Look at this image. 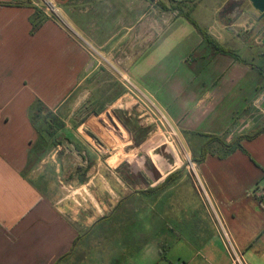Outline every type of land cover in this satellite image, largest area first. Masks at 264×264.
Instances as JSON below:
<instances>
[{"label":"crops","instance_id":"1","mask_svg":"<svg viewBox=\"0 0 264 264\" xmlns=\"http://www.w3.org/2000/svg\"><path fill=\"white\" fill-rule=\"evenodd\" d=\"M46 1L59 15L32 34V17L36 9L45 13ZM197 1H185L192 17L222 44L216 23L197 14L208 0ZM161 2L167 5L0 0V264H234V252L246 264H264V198L252 195L264 185V101L255 106L264 91V70L255 62L264 53L246 45L254 43L248 35L242 55L218 53L185 17L161 10ZM245 10L242 17L259 15L249 3ZM119 54L128 60L133 86L150 95L184 151L164 147L152 132L167 130L161 117L153 127L117 112L120 130L137 140L133 157L122 159L120 151L116 165L101 157L92 162L80 140L79 146L61 140L70 134L67 120L74 122L70 112L61 117V144L33 167L58 173L68 194L55 196L26 173L38 140L30 107L40 99L68 114L72 97L103 70L96 59ZM119 101L116 96L109 108ZM206 136L239 145L205 148ZM150 144L147 156L160 162H137Z\"/></svg>","mask_w":264,"mask_h":264},{"label":"rangeland","instance_id":"2","mask_svg":"<svg viewBox=\"0 0 264 264\" xmlns=\"http://www.w3.org/2000/svg\"><path fill=\"white\" fill-rule=\"evenodd\" d=\"M199 1L202 0H198L197 2ZM222 1L224 0L205 1L197 13L198 16L200 17L199 19L202 22L216 23L217 31L215 32V35L217 36L218 39L221 40L222 45L224 47L229 49H235L237 52L241 53L242 55V35L245 36L248 35L249 37L252 38L250 41L254 43L246 44V45L256 46L257 49L261 50L264 53V46L262 45V40H261L263 36L259 30V27H263V26L261 23H257L258 21L254 17L247 18L246 15L243 17L241 16L235 22V26H234L235 30H229L227 28V23L231 22V19L226 20L220 17V13L222 11L223 6H226L227 4L230 3H234L236 0H229L227 4L225 3V5L220 7L218 13H216L215 17H213L212 13L215 12V10L220 6ZM164 2H166L169 7L171 6L170 0H164ZM248 3L249 2L247 1L246 5H248ZM188 5H192V4L186 5V3H184L185 9H187ZM45 6H46V2L45 5H43V7L45 8ZM245 23H247V27L249 28V30L253 28L251 32L243 30L244 28L242 27V25H244ZM237 36H240L239 37L240 39H238ZM244 57L250 58V56H247L245 54ZM96 61H98L99 64L100 63L103 64V66H100L103 68V70H101V72H99L97 76L92 77V80L88 82L87 86L83 89L82 94L76 93V95L72 97L70 101L71 109L69 110L68 114H66L67 112L66 113L57 112V114L60 117L62 118L65 117V120H67L66 117L71 113H73L72 117L74 118V122L67 120L70 127L69 136L66 134L64 135L65 133L64 130H61V132H59V135H61V137L64 135L61 138L62 141L65 140L68 142L70 141L76 142V139H78L82 143H84L86 147L91 151L92 154V156L90 157L91 161L93 160V158L97 159V157H101L102 162H104L108 158V163L112 165H116L122 159H124L126 155L129 156L127 159L130 160L132 159L133 157L132 149L136 146L137 143V140L132 139V135L129 133L127 129L125 130L127 131L128 135H125L120 130V128L123 127L124 125L118 122L119 118L117 112H119L120 116L123 117H128L127 116L128 112H130L132 114L130 118L134 119L137 122L142 121V119L144 120L147 119L146 122L153 125V127H155L156 125L153 123L154 117L156 118L161 117V114L159 109L155 105L156 103L154 104L151 102L153 101L152 98L147 92L144 91L143 88H141V90H139L140 87L131 88L124 81L121 74L126 75L125 72L127 71V64H128V60L125 55L123 56L122 54H119L118 57L116 55V58H114L111 61L105 59H96ZM255 63L264 70V59L262 57L261 58L259 57ZM128 88L133 89L135 93L133 94L132 92H130ZM116 96H119L121 102L119 101V103L116 104L117 108H114L112 110L109 108V104L111 102H115ZM84 102L86 104H83ZM121 106H123V108H121ZM148 111L151 112L152 116L148 113ZM123 112L125 113L124 115ZM93 119L97 120L100 125L105 126L106 131L110 130L114 134V136L118 138L117 141L115 140L117 142L116 146L114 144L113 146L111 145L109 146L108 142L105 141L100 135H98L97 132L88 124V122ZM163 121L166 124L164 119ZM166 127L167 130L162 129V131L161 130L158 131L157 128H154L152 132L153 133L159 132L158 137H161L162 139L161 142L165 143L164 147H169L170 150L176 148L178 150L181 149V151H184L179 140H177L174 137V133H172V130L170 129L168 124H166ZM168 131L171 132L172 135ZM137 136L138 134H136V137ZM131 142L133 144H131ZM156 142L158 143L159 141H155L154 144H157ZM75 145L79 146L77 142ZM150 146H152V144L140 148L141 152L138 154L139 157L136 159L137 162L144 163L146 165L151 164L155 161L156 163L160 162L159 161L160 157L157 155L152 156V158H150V156H147ZM51 151L52 148L45 154L44 158L48 157ZM120 151H123L122 159L118 160L113 158L117 156V153H119ZM36 169L37 168H33L31 170L30 168H28L26 170V173L29 176H31V178H33L35 181H38V183L42 185L47 192L48 191H50L51 193L53 192L55 196L68 194L67 190H62V188L60 187L62 185L58 181L61 178L60 179L58 178L59 177L58 173L53 171L52 168H50L48 172L47 169L45 172H42V170L38 172V170ZM108 226L109 224L106 223L99 228L106 229L108 228Z\"/></svg>","mask_w":264,"mask_h":264},{"label":"trees","instance_id":"3","mask_svg":"<svg viewBox=\"0 0 264 264\" xmlns=\"http://www.w3.org/2000/svg\"><path fill=\"white\" fill-rule=\"evenodd\" d=\"M171 6L168 7L164 3H159L158 6L163 11H175L178 15L185 17L202 35L204 40L211 43L218 53L230 54L236 56L232 49L224 47L221 43L216 40L207 29L201 27L197 21L192 17L193 8L185 9L183 2H177L175 0H170ZM7 5H13L15 3H5ZM48 19L45 13L36 9L34 16L32 17V30L31 33H36L42 24ZM102 109V108H101ZM29 117L33 128L38 134V140L36 144L32 147L29 155V166L31 170L36 166L37 162H40L45 154L53 147L61 144V135L59 132L64 129L65 123L62 121L61 117L57 112L50 109L42 100L35 99L29 110ZM259 133H255L248 138H254ZM208 140L205 142V148L209 146L212 142H220L224 147L233 148L238 144L239 141L227 145L220 137L217 136H206ZM239 145V144H238ZM65 258V257H64Z\"/></svg>","mask_w":264,"mask_h":264},{"label":"flooded vegetation","instance_id":"4","mask_svg":"<svg viewBox=\"0 0 264 264\" xmlns=\"http://www.w3.org/2000/svg\"><path fill=\"white\" fill-rule=\"evenodd\" d=\"M244 3H243V0H236L234 3H230V4H227L225 7L222 8V11L220 13V17L223 18V19H226V20H230L231 19V22L234 20V19H238L242 16V14L245 13V9L246 7H244ZM248 10V9H247ZM263 21V20H262ZM261 21V22H262ZM261 22H257V23H261ZM230 22H228L227 24H229ZM264 32V31H263ZM238 33V32H237ZM238 38L240 36H237ZM105 114V113H104ZM103 114V115H104ZM98 121L93 119V120H90L88 122V124L97 132L98 135H100L102 138L103 137H106V136H109V137H112V139L115 141L118 140V138H116L114 136V134L111 132V131H106V127L103 126V125H100L99 122L97 123ZM108 129V128H107ZM110 134H108V133ZM112 135V136H111ZM115 141V143H117ZM117 145V144H116ZM120 160V159H118Z\"/></svg>","mask_w":264,"mask_h":264},{"label":"built area","instance_id":"5","mask_svg":"<svg viewBox=\"0 0 264 264\" xmlns=\"http://www.w3.org/2000/svg\"><path fill=\"white\" fill-rule=\"evenodd\" d=\"M52 14L59 15L58 9L54 6L53 3L46 1L45 15L47 17H51ZM94 51H96V50H94ZM121 75H122L124 81L128 84V86L131 87V88L132 87L134 88L131 80L125 74H121ZM131 88H129L130 91H133ZM263 101H264V91L261 93L260 97L255 101V106L257 108H261V105H262ZM163 119L165 120L166 123H168V121L165 118V116L161 114L162 122H164ZM168 126H169V124H168ZM174 137L178 140V138H177V136L175 134H174ZM179 142H180V140H179ZM180 144H181V142H180ZM252 195H254L259 200H262L264 198V185L258 186L257 188H255L253 190V192H252ZM234 264H246L243 261L242 257L240 255H238V253H236V252H234Z\"/></svg>","mask_w":264,"mask_h":264},{"label":"water","instance_id":"6","mask_svg":"<svg viewBox=\"0 0 264 264\" xmlns=\"http://www.w3.org/2000/svg\"><path fill=\"white\" fill-rule=\"evenodd\" d=\"M175 1L183 2V1H191V0H175ZM245 1H248L252 7V10L257 12L259 15L252 13V12L250 14L253 15V17H255V19L258 22H261L262 20H264V0H243V3ZM248 13H249V11H248ZM235 20H233V21H235ZM230 30H235V29L233 27H230ZM262 45L264 46V32H263Z\"/></svg>","mask_w":264,"mask_h":264},{"label":"bare ground","instance_id":"7","mask_svg":"<svg viewBox=\"0 0 264 264\" xmlns=\"http://www.w3.org/2000/svg\"><path fill=\"white\" fill-rule=\"evenodd\" d=\"M103 139H104L105 141L108 142L109 146H110V145L113 146V144L116 146V143H115V141L112 139V137L106 136V137H103ZM105 141H104V142H105Z\"/></svg>","mask_w":264,"mask_h":264}]
</instances>
